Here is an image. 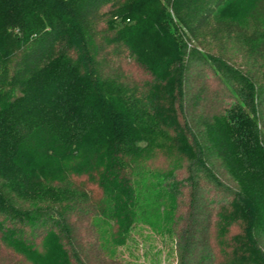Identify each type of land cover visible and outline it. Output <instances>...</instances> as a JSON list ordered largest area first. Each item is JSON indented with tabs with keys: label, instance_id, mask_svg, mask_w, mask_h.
Returning <instances> with one entry per match:
<instances>
[{
	"label": "trees",
	"instance_id": "1",
	"mask_svg": "<svg viewBox=\"0 0 264 264\" xmlns=\"http://www.w3.org/2000/svg\"><path fill=\"white\" fill-rule=\"evenodd\" d=\"M145 228L264 264V0H0V264H137Z\"/></svg>",
	"mask_w": 264,
	"mask_h": 264
},
{
	"label": "rangeland",
	"instance_id": "2",
	"mask_svg": "<svg viewBox=\"0 0 264 264\" xmlns=\"http://www.w3.org/2000/svg\"><path fill=\"white\" fill-rule=\"evenodd\" d=\"M157 164L163 167L167 162L160 158ZM213 232L212 243L220 252L224 248L228 249L227 246L233 244L234 237L242 234V224H234L224 236L218 234V228ZM175 249V242L168 236L162 238L145 228L139 233L135 231L133 239L128 241L126 246L120 247L118 253L122 260L134 261L137 264H177Z\"/></svg>",
	"mask_w": 264,
	"mask_h": 264
}]
</instances>
